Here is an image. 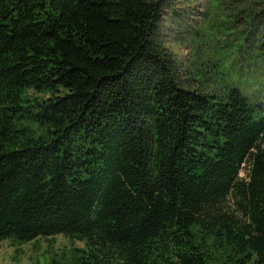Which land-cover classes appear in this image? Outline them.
I'll return each mask as SVG.
<instances>
[{
  "label": "trees",
  "instance_id": "1",
  "mask_svg": "<svg viewBox=\"0 0 264 264\" xmlns=\"http://www.w3.org/2000/svg\"><path fill=\"white\" fill-rule=\"evenodd\" d=\"M165 6L0 0V240L62 234L82 264H264V0H203L187 70Z\"/></svg>",
  "mask_w": 264,
  "mask_h": 264
},
{
  "label": "rangeland",
  "instance_id": "2",
  "mask_svg": "<svg viewBox=\"0 0 264 264\" xmlns=\"http://www.w3.org/2000/svg\"><path fill=\"white\" fill-rule=\"evenodd\" d=\"M168 2L174 10H167L166 6L163 9L159 38L174 56L179 68L187 70L188 60L197 54L195 51L197 44L192 43V38L195 35L194 27L201 22L203 0H168ZM262 91L264 96V88ZM246 93L252 102H256L254 86L250 85ZM35 96L38 97L39 94L26 90L22 95V104L30 103ZM32 125L35 127V124ZM245 175L244 167L240 171V176ZM83 244L81 240L71 239L62 234L22 243H13L4 239L0 240V264H82L78 258V249H81L79 247Z\"/></svg>",
  "mask_w": 264,
  "mask_h": 264
}]
</instances>
